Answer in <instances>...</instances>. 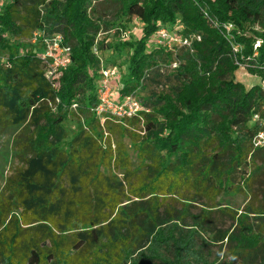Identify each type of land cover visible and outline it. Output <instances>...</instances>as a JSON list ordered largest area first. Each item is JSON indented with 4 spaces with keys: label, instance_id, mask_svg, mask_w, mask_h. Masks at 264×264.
Masks as SVG:
<instances>
[{
    "label": "trees",
    "instance_id": "obj_1",
    "mask_svg": "<svg viewBox=\"0 0 264 264\" xmlns=\"http://www.w3.org/2000/svg\"><path fill=\"white\" fill-rule=\"evenodd\" d=\"M93 1L142 25L119 43L132 54L115 101L173 57L171 37L194 38V55L176 59L180 90L159 97L157 110L104 124L92 112L100 62ZM47 16L63 23L70 49L59 89L47 61L14 57L20 48L11 46L44 32ZM7 48L0 137H13L18 164L0 194V264H264V148L253 145L263 129L254 116L264 107V0H1L0 50ZM241 68L260 84L247 88ZM73 105L88 129L69 140ZM243 192L252 199L240 214L219 204ZM217 214L232 228L214 231ZM211 245H220L214 260L204 251Z\"/></svg>",
    "mask_w": 264,
    "mask_h": 264
},
{
    "label": "rangeland",
    "instance_id": "obj_2",
    "mask_svg": "<svg viewBox=\"0 0 264 264\" xmlns=\"http://www.w3.org/2000/svg\"><path fill=\"white\" fill-rule=\"evenodd\" d=\"M61 4L64 3V0H56ZM96 6V13L91 14L94 20L100 19L99 21H95L99 26L98 32L95 34L94 39V47L93 53L98 58L99 65L96 66L93 70L96 74V79H98V84L102 79V72L106 69L114 68L117 71L116 78L112 79V89L114 95L117 92L116 87H123L125 80L128 78V60L129 54H132L130 50H119L120 41L122 40H134V36H136V30L140 31L142 25L138 22L134 17L128 20L126 17H122L119 13V9L116 5H111L109 7H102L96 4V1H93L92 7ZM62 8V6L60 7ZM44 15L47 14L46 8L43 12ZM49 16V15H48ZM47 16V23L44 32L38 34L37 38L33 35L30 39L27 40H19L17 39L14 43L11 44L12 47L19 46L20 49L15 53L14 57H23L26 54H35L38 56L44 55L47 53L49 49V44L53 43V40L57 36H61L63 32V23L58 25H54L53 20H50ZM262 26L258 25L252 28L254 31H261ZM135 32V33H134ZM132 37V38H131ZM194 38L188 40V44L185 45L184 42L183 47H179L177 49H173V57L167 59L165 61H161L158 66L149 70L146 73L145 79L142 81L140 85V89L135 92L134 95L136 99H139L142 102V106L144 110L142 112H152L158 109L161 106L159 103V97L164 95L175 96L182 86V79L178 78V68L180 66V61L177 62L176 59H179L183 53H190L194 55V51L192 49ZM35 41V42H34ZM176 45H179L176 43ZM258 45V44H257ZM151 49V47L149 48ZM239 49L237 48L236 51ZM178 55V57L176 56ZM11 56L10 49L0 50V60L6 62L8 58ZM62 56V55H61ZM177 64V66L175 65ZM64 71L59 74L53 80V83L57 89L60 88V79L63 75ZM237 78L240 82L244 83L247 88H250L253 85L260 84L259 78L252 76L248 73V71L244 68H241L240 72L237 74ZM263 84V83H262ZM116 86V87H115ZM113 97V93H112ZM77 107L74 105L70 109V113L74 112L75 115H71L68 121L64 124L65 129L68 134V139L71 140L75 135H77L80 131L87 128V120L86 117L82 114H78ZM261 121H264V107L260 111ZM104 124V123H102ZM104 126V125H101ZM105 128V127H104ZM140 130V128H138ZM117 137L113 138V143L116 141ZM127 147L132 154V150L130 148V142L128 139L124 140ZM133 162L135 166H138V161L134 155H132ZM17 161L14 159V145H13V137L10 135H3L0 137V194L2 193L4 186L8 177L12 174L13 170L17 167ZM250 199H252L251 194L247 192H243L237 195L231 196H222L219 199V204L222 207H230L232 210L239 212V214L243 211V209L249 204ZM262 202V201H261ZM258 203V202H257ZM259 204V203H258ZM194 212H198V209L194 210ZM251 222L255 220L253 216H251ZM256 224V222H254ZM212 229L216 232L226 231L232 228L233 222L221 214H217L213 218ZM208 240H211L209 236H207ZM220 245H211L204 248V251L211 252V260H214L218 257ZM226 247L221 250V254L226 253Z\"/></svg>",
    "mask_w": 264,
    "mask_h": 264
},
{
    "label": "built area",
    "instance_id": "obj_3",
    "mask_svg": "<svg viewBox=\"0 0 264 264\" xmlns=\"http://www.w3.org/2000/svg\"><path fill=\"white\" fill-rule=\"evenodd\" d=\"M34 36L36 39L38 33L34 34ZM157 37L166 39L168 34L166 30H160L157 33ZM184 42H186L185 45H187L188 39L182 37H171L168 44L176 45V43H178L179 45L177 46L183 47ZM69 55L70 49L63 45L62 36H57L53 40V43L49 44L47 53L40 56L41 59L48 62V68L46 72L48 80L53 82V80L67 68V66L70 64ZM175 65L177 66L176 63ZM116 76L117 71L115 68L106 69L102 72V79L99 82V89L97 92L99 103L98 106L92 110V112L101 119L102 123H104L105 120H112L114 118L132 119L133 117L140 115V113H142L144 110L142 102L139 99H136L134 95L125 96L120 101H115L113 99V89L111 87V83L112 79L116 78ZM74 107L76 108V105H74ZM254 120L260 122L263 129L260 130L254 137L253 145L256 149L264 148V121H261L259 114L254 116Z\"/></svg>",
    "mask_w": 264,
    "mask_h": 264
}]
</instances>
